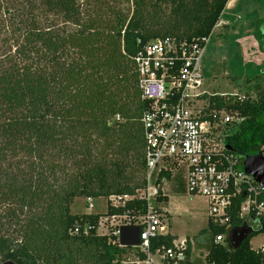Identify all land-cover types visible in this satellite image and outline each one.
Instances as JSON below:
<instances>
[{"label": "trees", "instance_id": "16d2710c", "mask_svg": "<svg viewBox=\"0 0 264 264\" xmlns=\"http://www.w3.org/2000/svg\"><path fill=\"white\" fill-rule=\"evenodd\" d=\"M228 2L0 0V264H135L126 263L128 247L116 235L98 232L102 216L145 212L140 200L123 206L109 200L145 184L141 118L147 103L133 58L159 37H210ZM263 25L264 19L256 38ZM246 82L254 96L206 98L242 118L227 140L248 157L264 146V85L259 75ZM77 197H105L107 212L74 214ZM234 201L224 225L209 218L206 261L264 264V252L250 243L264 232L256 220L238 248L230 244V231L246 221L241 199ZM219 234L225 240L215 243ZM174 239H152L151 252ZM190 254L189 245L178 264H192Z\"/></svg>", "mask_w": 264, "mask_h": 264}, {"label": "built area", "instance_id": "2783aa9c", "mask_svg": "<svg viewBox=\"0 0 264 264\" xmlns=\"http://www.w3.org/2000/svg\"><path fill=\"white\" fill-rule=\"evenodd\" d=\"M210 37L185 41L159 37L148 42L135 55L140 97L147 106L142 115L145 138V184L133 194L110 196L113 206L132 200L145 204L139 215L113 214L99 219L98 232L113 234L120 246H134L145 259L126 263L155 264L154 257L178 264L185 260L187 239L161 245L151 252V240L168 235L167 213L159 207L165 183L178 177L191 196H201L208 203L209 218L224 225L230 217L235 199H241L239 215L264 227V190L245 171L242 154L229 147L228 136L241 122L236 112L212 105L204 90L203 58ZM213 95V94H211ZM229 99L246 98L244 94H221ZM264 158V146L258 152ZM257 153V154H258ZM89 207L92 198H87ZM78 229H76V232ZM138 233V239L135 234ZM225 240L223 234L215 243ZM264 252V248H260Z\"/></svg>", "mask_w": 264, "mask_h": 264}, {"label": "rangeland", "instance_id": "374dc122", "mask_svg": "<svg viewBox=\"0 0 264 264\" xmlns=\"http://www.w3.org/2000/svg\"><path fill=\"white\" fill-rule=\"evenodd\" d=\"M264 0H229L221 19L215 26L203 58L205 86L208 97L211 94L253 95V86L246 82L248 76L259 75L264 85V47L259 46L260 37L264 41V27H260L263 36L256 38V27L264 19ZM264 26V25H263ZM260 34V33H259ZM259 39V40H258ZM264 45V42H262ZM254 96V95H253ZM252 97V96H250ZM176 183L173 180L167 183ZM178 184V183H176ZM77 197L71 205L74 214H105L108 199ZM163 207L168 208L167 231L179 237V241L192 238L193 264H208L207 246L196 238L200 232L208 231V203L201 196L170 195ZM257 226L256 228H258ZM103 229L99 232H107ZM194 243V244H193ZM253 249L264 248V232L257 234L250 241ZM201 244V245H199ZM128 260H135L138 248L128 246L125 249ZM154 262L160 263L159 257Z\"/></svg>", "mask_w": 264, "mask_h": 264}, {"label": "water", "instance_id": "95a60500", "mask_svg": "<svg viewBox=\"0 0 264 264\" xmlns=\"http://www.w3.org/2000/svg\"><path fill=\"white\" fill-rule=\"evenodd\" d=\"M244 167L246 173L252 175L264 190V158L262 157V155L258 153L254 156L246 157L244 161ZM252 231V224H249L245 221L241 227L234 229L229 234L230 244H232L234 248H238L248 238ZM2 264L17 263H15L14 261H6Z\"/></svg>", "mask_w": 264, "mask_h": 264}, {"label": "crops", "instance_id": "0c3cea01", "mask_svg": "<svg viewBox=\"0 0 264 264\" xmlns=\"http://www.w3.org/2000/svg\"><path fill=\"white\" fill-rule=\"evenodd\" d=\"M169 181H171V180H169ZM174 182H176V181H174ZM176 183H178V182H176ZM176 183H173V182H171V183L170 182L169 183H165L164 196H163L164 198H162L159 201V203H158L159 207H161L162 209H164V211L167 213V216L169 215V217H170V215L172 216V214L170 213V211L168 210V208L163 207V205H164V203H166V202L169 201L170 195H175V196H177V195H188L186 193L185 187H183V185H180L179 183L178 184H176ZM208 220H209V213H208ZM246 222H248L249 224H252L253 223V220L252 219H249V218H246ZM232 231H230V233ZM203 232H205V231L202 230L200 232V235L201 236L198 237V238H196V241H199L202 245H205L206 246L205 242H206L207 236H206V233H203ZM168 233H169V235H172V236L175 237V239H174L175 241H179V237L177 235L172 234L170 231ZM135 239H138V233L135 234ZM186 239H187V242H188V247L190 245V248H191L190 260L192 262L191 255H192L193 246H191V242H193L194 240L192 238H190V237L189 238H186ZM201 244H199V245H201ZM156 257H158V256H156ZM156 264H170V263H168L167 261L160 260V263H156ZM192 264H193V262H192Z\"/></svg>", "mask_w": 264, "mask_h": 264}, {"label": "flooded vegetation", "instance_id": "af4514ba", "mask_svg": "<svg viewBox=\"0 0 264 264\" xmlns=\"http://www.w3.org/2000/svg\"><path fill=\"white\" fill-rule=\"evenodd\" d=\"M253 224V223H252Z\"/></svg>", "mask_w": 264, "mask_h": 264}]
</instances>
